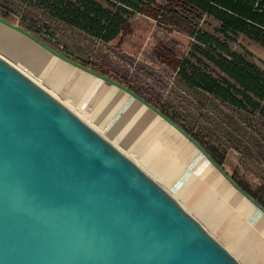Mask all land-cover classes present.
I'll return each instance as SVG.
<instances>
[{
    "label": "water",
    "instance_id": "1",
    "mask_svg": "<svg viewBox=\"0 0 264 264\" xmlns=\"http://www.w3.org/2000/svg\"><path fill=\"white\" fill-rule=\"evenodd\" d=\"M55 58L126 92L190 142L189 133L126 85L0 16ZM0 264H243L123 144L0 53Z\"/></svg>",
    "mask_w": 264,
    "mask_h": 264
},
{
    "label": "trees",
    "instance_id": "2",
    "mask_svg": "<svg viewBox=\"0 0 264 264\" xmlns=\"http://www.w3.org/2000/svg\"><path fill=\"white\" fill-rule=\"evenodd\" d=\"M0 16L135 91L180 125L227 171L225 152L211 135L81 53L62 46L54 30L57 23L65 24L147 62L161 63L184 79L189 90L208 101L211 108L219 111L223 107L219 112L226 118L224 126L232 131L228 133L235 135L230 139L237 150L264 158V71L243 55L231 52V44L240 38L264 50V0H0ZM158 29L165 32L166 39L184 43L187 55L181 56L163 44L155 35ZM212 62L218 72L209 68ZM228 173L264 207L263 183L254 185L235 172Z\"/></svg>",
    "mask_w": 264,
    "mask_h": 264
},
{
    "label": "rangeland",
    "instance_id": "3",
    "mask_svg": "<svg viewBox=\"0 0 264 264\" xmlns=\"http://www.w3.org/2000/svg\"><path fill=\"white\" fill-rule=\"evenodd\" d=\"M200 24L208 30L211 29L202 22ZM54 31L56 40L62 46L67 45L81 53L108 73L126 80L148 97L162 103L194 128H202L206 131L205 135H211L214 142L225 152L228 172H235L254 185L264 184V158L257 153L247 154L237 150L230 139L235 135L228 133L232 131L224 126L226 118L219 112L223 107L219 111L211 108L208 101L201 100L189 90L184 79L177 73L161 63L147 62L122 47L106 44L89 33L65 24L57 23ZM155 35L172 51L181 56L187 55L188 47L184 43L166 39L165 32L160 29ZM211 52L212 55L215 53L210 51V54ZM231 52L243 55L264 71V50L254 43L240 38L231 44ZM0 53L18 63L39 83L51 87V92L59 99L73 104L75 112L87 114L88 120L107 136L123 144V150L152 175H156L157 180L168 187L182 204H186L190 212L237 258L244 261L246 253L253 252L256 240L248 232L249 218L244 212L236 207L232 199L226 200L223 192H219V187L212 188L201 178H191L189 168L199 158L194 151L182 147L178 139L171 138L166 143L163 142L162 137L166 131L159 136L153 135L151 130L146 133V127L141 126L138 121L131 124L124 131L125 136L120 139L118 133L107 130L91 118L90 113L95 109L92 105H79L69 95L71 90L68 89L67 76L71 65L1 24ZM208 66L218 72L213 62ZM224 111L229 112L228 109ZM126 139L131 140L133 147L125 146L123 140ZM209 172L207 170L206 174ZM257 254L255 264H264V254Z\"/></svg>",
    "mask_w": 264,
    "mask_h": 264
},
{
    "label": "crops",
    "instance_id": "4",
    "mask_svg": "<svg viewBox=\"0 0 264 264\" xmlns=\"http://www.w3.org/2000/svg\"><path fill=\"white\" fill-rule=\"evenodd\" d=\"M70 67L67 76L68 89L71 90L69 95L79 105L85 106L89 103L95 108L90 114L96 123L111 132L118 133L121 139L125 136L124 131L131 124L138 121L141 126L146 127V133L151 130L153 135L159 136L166 131L162 137L163 142L166 143L171 138L178 139L181 141L182 147L191 149L199 156L189 168L191 178H201L205 184L210 185L212 188L219 187V192H223L226 200L232 199L236 207L249 218L250 227H248V232L256 241L252 248L253 252L246 253L245 262L238 259L243 264H255V257L258 258L257 253L264 254V214L237 192L205 156L200 155L189 142L152 110L119 88L81 69L74 66ZM81 96L84 98H81ZM123 141L127 148L133 147L130 143L131 140L126 139ZM207 170L210 171L208 174H206Z\"/></svg>",
    "mask_w": 264,
    "mask_h": 264
},
{
    "label": "bare ground",
    "instance_id": "5",
    "mask_svg": "<svg viewBox=\"0 0 264 264\" xmlns=\"http://www.w3.org/2000/svg\"><path fill=\"white\" fill-rule=\"evenodd\" d=\"M69 104L73 107V104H71L70 102H69ZM73 110H74V107H73ZM82 112V111H81ZM77 114H78V112H76ZM80 115H82V116H84V117H86L87 119H88V116H87V114H84V113H79ZM175 130V129H174ZM176 131V130H175ZM177 132V131H176ZM107 135V134H106ZM109 138H111L110 136H108ZM111 139H113V138H111ZM185 139V138H184ZM183 139V140H184ZM186 140V139H185ZM187 141V140H186ZM188 142V141H187ZM190 143V142H189ZM191 144V143H190ZM192 145V144H191ZM193 146V145H192ZM194 147V146H193ZM194 149H196L195 147H194ZM197 150V149H196ZM198 151V150H197ZM199 152V151H198ZM200 153V152H199ZM200 155H201V153H200ZM132 156V155H131ZM149 172V171H148ZM150 173V172H149ZM151 174V173H150ZM161 182V181H160Z\"/></svg>",
    "mask_w": 264,
    "mask_h": 264
}]
</instances>
